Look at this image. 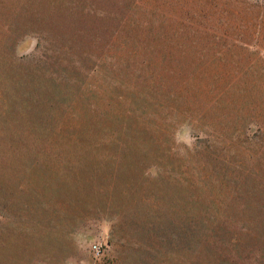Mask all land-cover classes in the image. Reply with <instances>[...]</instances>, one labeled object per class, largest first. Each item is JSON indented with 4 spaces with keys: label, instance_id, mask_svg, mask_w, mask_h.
Returning a JSON list of instances; mask_svg holds the SVG:
<instances>
[{
    "label": "rangeland",
    "instance_id": "rangeland-1",
    "mask_svg": "<svg viewBox=\"0 0 264 264\" xmlns=\"http://www.w3.org/2000/svg\"><path fill=\"white\" fill-rule=\"evenodd\" d=\"M212 208L252 264L264 0H0V264H192Z\"/></svg>",
    "mask_w": 264,
    "mask_h": 264
},
{
    "label": "trees",
    "instance_id": "trees-1",
    "mask_svg": "<svg viewBox=\"0 0 264 264\" xmlns=\"http://www.w3.org/2000/svg\"><path fill=\"white\" fill-rule=\"evenodd\" d=\"M227 216L219 208L203 209L192 216L187 236H181L182 242L188 241L194 255L192 264H237L233 258L240 256L238 247L241 240L239 231L229 226ZM241 226L248 227L242 221ZM258 243L257 239L246 243L248 250L242 257L247 262L252 260V264H264V243L257 248Z\"/></svg>",
    "mask_w": 264,
    "mask_h": 264
}]
</instances>
